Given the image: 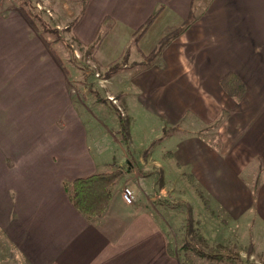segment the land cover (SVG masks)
<instances>
[{"label":"crops","instance_id":"1","mask_svg":"<svg viewBox=\"0 0 264 264\" xmlns=\"http://www.w3.org/2000/svg\"><path fill=\"white\" fill-rule=\"evenodd\" d=\"M193 4H60L66 20H73L70 26L62 23L63 38L73 48L89 45L98 32L107 31L91 54L103 66L158 7L137 43L146 54L189 21L151 66L124 74L125 81L106 79L114 87L109 95L125 109L136 105L128 124L156 126L148 128L138 146L133 132L127 133L131 153L110 129L103 130L107 144L91 130L109 124L82 117L84 107L73 98L66 67L27 13L13 4L0 6V237L5 264H235L194 248L264 264V0H207L204 19L192 11ZM230 71L244 83L241 97L230 96L220 84ZM172 132L174 138L165 140ZM165 160L169 173L184 167L192 175V188L187 187L192 232L186 234H178L166 217L173 213L169 209L175 199L186 200L164 183ZM115 168L121 174L107 207L99 217L87 219L72 205L63 183ZM124 186L134 191L132 203L122 198Z\"/></svg>","mask_w":264,"mask_h":264},{"label":"rangeland","instance_id":"2","mask_svg":"<svg viewBox=\"0 0 264 264\" xmlns=\"http://www.w3.org/2000/svg\"><path fill=\"white\" fill-rule=\"evenodd\" d=\"M206 1L207 0H194L192 7V11H194L195 14L200 12L198 15H200L199 17L201 19H204L203 11ZM61 3L62 0H0V6L13 4L22 8L34 23L35 29L39 31L45 41H47L50 47L56 52L60 63L66 67L70 76L73 98L78 105L84 107V112L86 113L82 111V117L105 120V122L109 124L105 128L101 126L91 128L92 131H97V136L101 138V142L103 144L109 142L105 134L106 131H103L107 129H110L120 141L123 139L121 134L123 132H119L120 126L117 123L119 114L118 112L116 113L115 106L111 104L109 100L107 101V97L118 107L124 121V129L127 133H130V131L133 132L132 136L136 141V146H138L140 141L146 140L148 128L150 132L153 130L152 128L156 129V126L148 122L150 126L147 125L144 128L139 125L140 123L138 121H135L133 124H128L127 118L129 117V120L131 119L130 111L133 110L136 115L138 110L135 108L136 105L133 104H130L131 107L127 108L128 110L125 109L122 102H120L117 97L115 98V96L109 95V92L113 91L114 87L106 80V66L115 62L118 63L119 68L111 77L125 81V75L130 76L137 70L152 65L154 62L153 59L156 57L153 53L155 49H152V51L147 54L141 51L140 47L137 45L140 39L136 43L134 42L136 36L135 31L128 39L126 42L127 45L122 49L119 55L103 66L96 62L84 47L73 48L70 42L63 38L67 36V33L62 25L67 23L70 26L73 20H66V15L60 7ZM106 33V30L101 31L102 36ZM151 54L153 55L151 56ZM97 98H100V100L96 101ZM108 121H110V123ZM112 124L116 126L114 127ZM175 132L178 134L177 131ZM170 135L174 138L175 133L166 134L165 140L169 138ZM161 140V138L155 140L153 145H156L158 141L160 142ZM169 161L172 164L175 162L174 159H170ZM165 162L167 171L164 175V183L168 188L179 189L180 191L177 193L181 194L182 199L186 200V202H183V200L175 199V202L171 203L172 207L169 210H172L173 213L169 218L166 216L167 220L178 234L192 232V192L187 191V187L192 188V175L189 174V171L186 172L184 167H180V169L177 168L169 173L171 167L167 164V160H165ZM174 167L176 168L175 165ZM195 227L197 226L195 225ZM0 234H2L1 231ZM4 247L6 246L0 237V264H5L6 262L4 260ZM201 252L205 253L204 251Z\"/></svg>","mask_w":264,"mask_h":264},{"label":"trees","instance_id":"3","mask_svg":"<svg viewBox=\"0 0 264 264\" xmlns=\"http://www.w3.org/2000/svg\"><path fill=\"white\" fill-rule=\"evenodd\" d=\"M160 9L161 7H158L154 11V13H152L149 16V18L144 22V24L136 30L135 32L136 36L134 38L135 43L145 34L147 29L150 27L152 22L157 17ZM25 16L30 21L29 17L27 15ZM31 24L34 27L32 22ZM188 24H189V21L185 22L181 27L177 28L176 30H173L167 33L165 36H163L153 52L154 56H156L171 39H173L178 34H180L188 26ZM102 38L103 36L101 35V31H100L98 32V35L92 41L91 44L82 46V47H84L86 51L91 55L93 50L97 46H99ZM152 55L153 54H151V56ZM56 58L58 59L57 56ZM106 68H107V72L105 73V76H107L106 78H108L112 74H114L119 67H118V63L115 62V63H112L106 66ZM220 84L222 88L224 89V91L232 97H241L243 96L245 92V86H244L243 81L240 79V77L237 74H235L232 71L227 72L224 76L221 77ZM106 99L107 101L109 100L111 104L115 106L116 113L118 112L119 114V118L117 120L120 126L119 132H123L121 133L123 136V139L121 140V142L124 145L126 152L130 153L128 134L126 130L124 129L125 126L123 123L124 121L122 119L121 113L118 107L111 101V99L107 97ZM99 100L100 98H97L96 101H99ZM120 174H121L120 170H117V169L107 171V172H98V173H95V174H92L86 177L77 178L71 182H65L63 183V186L65 188L67 196L70 202L72 203V205L77 210H79L87 219L92 220L103 214L111 198L112 186L115 184ZM194 250L196 251V253L206 256L208 258L226 259V260H230L234 262L235 264H255L253 262H250L247 259H240L238 256H234V255L228 256V255L214 254V253L213 254L203 253L200 250H196L195 248Z\"/></svg>","mask_w":264,"mask_h":264},{"label":"built area","instance_id":"4","mask_svg":"<svg viewBox=\"0 0 264 264\" xmlns=\"http://www.w3.org/2000/svg\"><path fill=\"white\" fill-rule=\"evenodd\" d=\"M134 196H135L134 191L129 186H124L122 188V198L125 202L132 203Z\"/></svg>","mask_w":264,"mask_h":264}]
</instances>
